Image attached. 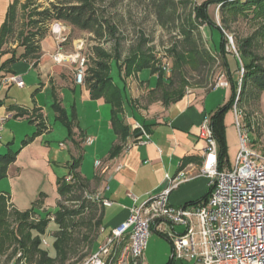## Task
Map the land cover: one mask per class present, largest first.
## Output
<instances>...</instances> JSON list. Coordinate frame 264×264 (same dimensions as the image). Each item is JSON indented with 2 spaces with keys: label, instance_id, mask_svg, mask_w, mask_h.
<instances>
[{
  "label": "rangeland",
  "instance_id": "374dc122",
  "mask_svg": "<svg viewBox=\"0 0 264 264\" xmlns=\"http://www.w3.org/2000/svg\"><path fill=\"white\" fill-rule=\"evenodd\" d=\"M158 1L159 0H99L97 6H99V11L103 17L116 27L115 37L120 40V62L127 58L128 54L133 48H135V46H141L143 49L148 50L149 54L154 57L159 65L164 60L170 64L169 75L167 76L163 74L165 84H168L167 78L172 77L174 72V60L168 50L174 42L180 40V38L177 37V31L174 30V26L170 20L171 18H175V16L169 15V12L164 13L163 11L159 14L158 12L160 11L161 3ZM189 1L190 4L188 5L175 3V9H177L175 15L179 21L185 19L189 15L193 5L200 6L208 0ZM12 2L13 0H0V30L5 22L6 14ZM24 2L25 0H16L15 20L12 24L13 32L7 37L6 42L2 46L3 52H11L12 50L21 51V47L17 45V35L25 24L23 17L24 14L20 8ZM30 4L31 5L28 7L29 11H32L35 8L37 11H41L44 8L49 7V2L46 0H30ZM206 9L210 20L214 25L221 29L223 40L225 41L224 47L227 53H233L236 55L235 45L237 40L243 41L251 37L261 27L263 28V16L254 19H251V17L245 18L243 16H238L234 20L226 17L227 21L224 26L222 22H220V5H209L206 6ZM39 27L42 28L45 33L42 41L45 39L51 40L56 50L59 40H56L52 33V29L58 27L61 29V35L65 39L64 42L60 43L62 53L71 57L78 56L85 60L84 84L86 78L90 77V72L91 70H94L96 64H108L110 62L107 58L102 59L96 56V50H99L101 54L112 55L115 40L109 35L98 39L90 33L80 31L59 21H52L46 26ZM198 31L203 39V46L207 50H209L208 46L212 50L218 49L220 38L218 31L214 29L210 31L205 26H200ZM252 44L250 50L260 58L258 62L264 67V38L260 36L257 40H254ZM228 59L231 63V70L232 66L233 70H235L236 65L233 58L229 56ZM24 64L25 63L22 61L14 63L11 71L17 73V70ZM110 64V76L112 81L114 84L121 87V80L123 79L125 81L126 78H122V74H119L116 63L112 61ZM181 74L182 78H184V82L177 80L174 84L175 88L180 89L178 93L210 92L214 89V86L221 75L224 76L225 81L228 84L224 68L218 60L199 70L185 67ZM14 76L20 77L17 74ZM6 77L7 75H4L1 79ZM232 78L233 81H237L238 76L232 73ZM137 79L138 81H144L145 85H143V83L137 85V80L132 78L131 81L134 82V86H132L133 91L131 94L134 96L137 95V101H140L141 104L150 103L160 95V92L152 94L144 91L146 88L153 89L156 83L155 75H152L149 70L144 69L138 72ZM2 84L6 85L7 83ZM27 87L28 84L26 81L23 89H19L15 85H12L8 88V93H4L7 89L1 91L0 99L5 102H11V99L14 98L19 103L32 105V94L37 87H34L31 90ZM228 88H220L213 97L216 96L223 99L227 92L225 89ZM141 92L144 93L141 94ZM236 93L238 95V89ZM63 94L65 95L63 105H65L69 111V107L72 103L71 94L68 91L63 92ZM122 95L124 99L123 92ZM37 96L43 104L45 97L43 95ZM229 97L230 92H228L226 103L229 101ZM234 104H236L235 107L239 116V123L244 131L247 132L249 145L253 146V149L256 151L264 154V92L261 93L259 100L255 103L237 104L236 98ZM75 109L78 112V121H80L81 126L86 127L93 125L94 115L91 114V111H89L86 105L80 103L77 97L75 101ZM11 122V126L7 129H12L11 131L15 135V141L8 146L6 145V142H2L1 144H4L3 147L5 151L1 152L0 156L6 155L8 151L16 153L21 148L22 150L17 156L16 164L12 167L13 169L8 175L0 178V196L6 197V199L10 198L12 204L11 208H14L18 212H25L32 209L40 196H42L44 201L46 200L49 202L45 207L38 205L36 212L40 213L47 220H50L44 236L47 246L42 245V248L46 249L49 255L53 257L54 250L51 247V244L52 234L56 230V225L53 223L56 205L61 202L64 206L76 208L79 204L77 201L60 200L58 196L55 200L56 181L68 174L65 165L70 161V158L67 151L62 149L63 145L66 146L67 144V129L59 121L54 123L51 122V130L41 137H38L34 135L37 128L29 123V121L15 123V121L12 120ZM223 125L226 146L224 168L231 170L235 166L236 156L240 149L233 108L228 109L224 114ZM6 131L9 132V130ZM23 142H26V144H23ZM89 152H91L90 149H85L84 159L81 160V162H83V173H89L92 169V158ZM195 188H197L198 193H207V181L205 179L199 180L196 183ZM74 196H80L81 199L85 200H92L97 205V202L93 200L94 197L92 196V193H90L88 189L85 192L76 191ZM87 213V211H84L81 215L73 217L71 219V225L67 224V228L70 229L71 234L70 246L67 250V259L62 264H81L96 250L95 246L94 249H92L93 251H91L92 242L95 241L97 245L102 243L100 236L101 229L99 227L96 228L93 225L89 226V224L86 223V219L90 217ZM12 218L13 217L11 216L9 217V222L11 223V226L14 227L16 226L17 221L11 220ZM39 221L40 218L37 215L30 214L26 223L37 224ZM73 223L76 224L74 225ZM182 230V227L175 226V232L178 233ZM170 233H173V231L168 224H163L159 228H156L154 223L150 225V235L146 240L145 250L142 255L143 263L166 264L168 262L172 253V245L167 239V235ZM83 237H87V239H84ZM13 247V245L10 246L9 250L4 255L0 254V264H7L6 255L11 253ZM19 253L21 252H18L17 254ZM14 259L15 257L8 264H11Z\"/></svg>",
  "mask_w": 264,
  "mask_h": 264
},
{
  "label": "trees",
  "instance_id": "16d2710c",
  "mask_svg": "<svg viewBox=\"0 0 264 264\" xmlns=\"http://www.w3.org/2000/svg\"><path fill=\"white\" fill-rule=\"evenodd\" d=\"M46 1L49 2L48 8H44L41 11H37L35 8L29 11L28 7L31 5L30 0H25L20 6L24 14L25 24L17 35V45L21 47V51L12 50L11 52H3L2 46L6 42L7 37L13 32L12 24L15 20L16 0H13L9 6L5 22L0 30V71H8L19 60L32 62L34 66L35 61L40 57L41 50L39 44L45 35L39 26H46L52 21L63 22L80 31L90 33L98 39L106 35L112 37L115 40L112 55L101 54L99 50H96V56L102 59L107 58L110 62L113 61L116 63L119 74L123 76L122 78L135 75L144 69L149 70L156 77L155 87L149 93L155 94L156 92H160V95L154 100L161 101L162 105L174 103L183 95V93H178L180 89L175 88L174 84L177 80L184 82L181 73L185 67L199 70L218 60L226 74L230 90V99L211 114L209 118L210 127L217 145L218 170H222L225 167L224 114L228 109L233 108L236 98L237 104L255 103L259 100L261 93L264 92V67L258 62L260 58L250 50L254 40H257L260 36L264 38V24L263 28L261 27L251 37L243 41H235L236 55L227 53L225 51V41L223 40L221 29L210 20L206 6L220 5V22L225 26L227 21L226 17L232 20L238 16L245 18L251 17V19L261 16L264 17V0H208L200 6L193 5L189 15L181 21L175 15L177 11L175 9V3L188 5L190 4L189 0H159L158 2L161 4L158 13L160 14L161 11L164 13L169 12V15L175 16V18H171L170 20L174 26V30L177 31V37L180 38L168 50L174 60V72L172 77L167 78L168 84H165L164 75L159 64L149 54L148 50L143 49L141 46H135L127 58L120 62V40L115 37L116 27L100 13L99 6H97L99 0ZM200 26H205L210 31L212 29L218 31L220 38L217 50H212L209 46V50H207L203 46L204 42L198 31ZM229 56L235 62V70H233L232 65L231 70ZM110 62L108 64H96L94 70L90 72V77L86 78L85 84L90 92L91 99L103 98L110 105L111 127L119 136V139L124 140L127 136L128 128L118 116L122 111V92L112 81L110 76ZM241 69L243 70L242 74H240ZM232 73L238 76L237 81H233ZM238 86L239 93L237 95ZM53 109L57 113V118L65 125L69 136L71 133L70 121L66 120L64 111L57 104L53 105ZM42 129L41 124H38V129L34 135H40ZM23 144H26V142H23ZM118 149L119 147H114L112 155ZM16 155L17 152L0 156V178L6 175L7 167L14 163ZM79 160L80 158L74 159L68 165V174L71 176L70 182H66L65 176L56 181V193L60 200L77 201L79 204L76 208H69L61 202L56 205L53 219L56 230L52 234L51 244L54 250L53 257L49 255L46 249L42 248V240H45L46 228L50 223V220H47L40 213L36 212L38 205L43 204L42 196L39 197L32 209L25 212H18L14 208H11V205L7 202L8 199L0 196V254L4 255L10 246H14L11 253L6 255L7 264L14 257L15 259L11 264H62L65 262L71 236L67 224L72 223L71 219L77 215H81L84 211H87V214L90 216L86 219V223L89 226L93 225L96 228H101V207L98 204L96 205L92 200H85L81 199L80 196H74L76 191L85 192L87 190V183L74 173V169L78 166ZM209 193L210 189L201 201L190 203L189 205L195 206L202 204L206 201ZM30 214L37 215L40 221L37 224L26 223ZM10 216L14 218L11 220L17 221L14 227L9 222ZM73 224L75 225L76 223ZM84 239H87V237ZM95 246L96 243L93 241L91 251H93L92 249ZM18 252H21L19 253V258L16 257Z\"/></svg>",
  "mask_w": 264,
  "mask_h": 264
},
{
  "label": "crops",
  "instance_id": "0c3cea01",
  "mask_svg": "<svg viewBox=\"0 0 264 264\" xmlns=\"http://www.w3.org/2000/svg\"><path fill=\"white\" fill-rule=\"evenodd\" d=\"M40 50V57L35 61L34 66L32 62L19 60L25 64L17 70V73L11 71L12 66L8 71H0V98L3 89H7L4 92L6 94L8 88L15 85L2 84L1 77L4 75L7 77L19 75L24 84L22 88L15 85L19 89L25 87V81L29 90L37 87L32 94V105L19 103L14 98L11 102L0 99V119H3L0 122V153L5 151L2 142H6L8 146L15 141L12 129H7L11 126L12 120L15 123L29 121L37 129L38 124H41L43 129L38 137L51 130V122L59 121L63 124L53 109V105L57 104L64 111L66 120L71 123V133L69 136L67 133V144L61 146L70 158L65 168L69 172L68 165L74 159L80 158L74 173L87 183V189L93 197L110 203L108 206L97 203L102 209L100 220L102 242L113 228L127 219L132 206L140 205L149 195L167 187L169 180L175 178L181 171L186 172L190 178L180 182L177 188L169 193V204L181 207L202 200L208 192L198 193L195 185L199 180L205 179L209 191V179L198 175L205 149L204 142L198 138V128L204 116L210 117L226 103L229 88L225 89L227 92L223 99L213 97L220 90L214 88L210 92L185 93L169 105H162L159 100L141 104L137 101V95L131 94L134 86L131 79L137 80V85L140 83L145 85L144 81H138L137 74L127 77L125 81L121 78V87L115 84L124 93L122 111L118 116L127 126L128 133L124 140H120L111 127L110 105L103 98L91 99L87 86L75 82V66L70 61L61 64L54 61L53 56L57 50L51 40L42 41ZM153 89L146 88L144 91L149 92ZM65 91H68L72 97L69 111L63 105ZM37 95L45 97L43 104ZM76 97L94 115L93 125L86 127L80 125L78 112L75 109ZM86 137L93 138L92 144L84 143ZM114 147L119 149L112 155ZM85 149L91 150L89 153L92 158V169L89 173H83L82 169L81 160L84 159ZM21 150L22 148L17 152L14 163L7 167L6 175L13 169ZM118 165L120 168L116 170ZM68 176L69 174L65 177ZM56 198L57 193L55 200ZM10 201L8 198L7 202L12 206ZM48 203L43 200L42 206L45 207ZM161 225L163 224L155 227L159 228ZM97 246L96 244V248ZM175 263L198 264L176 260L171 253L166 264ZM141 264H145L143 259Z\"/></svg>",
  "mask_w": 264,
  "mask_h": 264
},
{
  "label": "built area",
  "instance_id": "2783aa9c",
  "mask_svg": "<svg viewBox=\"0 0 264 264\" xmlns=\"http://www.w3.org/2000/svg\"><path fill=\"white\" fill-rule=\"evenodd\" d=\"M52 33L59 40L54 61L58 64L70 61L75 66V82L84 84L85 60L64 55L60 45L65 41L61 29H52ZM159 67L164 75H169L170 64L167 61L161 62ZM242 72L241 69L240 74ZM1 83H12L19 88L24 86L22 79L14 75L1 79ZM214 88H228L223 75ZM233 111L240 149L231 170H218L217 145L208 115L204 116L198 128V138L205 144L198 175L209 179L210 193L206 201L195 206L174 207L169 204V193L180 182L190 178L181 171L169 180L167 187L149 195L140 205L132 206L127 219L113 228L81 264H141L153 223L155 226H170L173 233L167 238L176 260L198 264H264V154L249 145L235 104ZM92 142L91 137L84 140L87 145ZM119 168L118 165L116 170ZM69 181L71 176L66 177V182ZM93 200L102 206L110 204L98 197ZM175 226L183 230L177 233ZM42 245L47 246V242L42 240ZM19 257L20 254L17 255Z\"/></svg>",
  "mask_w": 264,
  "mask_h": 264
}]
</instances>
